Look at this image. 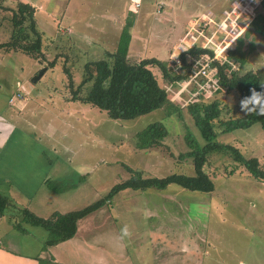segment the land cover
<instances>
[{
    "label": "rangeland",
    "instance_id": "374dc122",
    "mask_svg": "<svg viewBox=\"0 0 264 264\" xmlns=\"http://www.w3.org/2000/svg\"><path fill=\"white\" fill-rule=\"evenodd\" d=\"M21 1L35 10L43 59L0 51V112L9 107L14 112L22 107L19 117L24 130L39 148L45 149L42 154L46 160L54 163L48 178L76 185L61 194L41 187L31 199L17 189L20 187L14 181L0 184V195L15 206L2 216L0 240L5 246L27 253L28 247L20 243L26 238L10 231L8 223H12L11 217L17 216L18 209L27 208L40 218L54 212L80 210L126 181V168L140 172L143 178L194 175L191 158L179 157L189 152L184 137L189 134L199 148L204 141L184 108L178 116L164 117L161 110H154L133 120H112L88 104L68 101L63 69H68L76 86L83 65L101 58L104 51L112 52L116 44L120 25L108 24V17L118 16L124 7L134 10L127 50L130 63L146 58L174 60L192 46L209 49L213 59L222 63L226 51L233 49L235 40L242 37L251 16L242 18L243 23L239 20L238 24L248 25L235 30L218 19V24L199 22L200 18L213 17L206 12V4L211 8L228 0ZM15 3L16 0L3 2L10 8ZM159 4L163 7L157 13ZM259 4L260 0H254V14ZM1 17L2 13L0 43L9 37V27ZM249 45L253 50L242 73L264 68V38H244L242 50L247 51ZM52 61L50 67L48 63ZM42 69L44 73L32 84L31 79ZM150 71L179 107L197 100L217 99L222 104V119L242 113L237 94L220 90L213 72L204 77L194 71L188 81L166 86L156 68ZM10 98L12 105L8 104ZM153 122H160L167 131L162 147L136 150L135 134ZM213 130L217 143L236 148L244 158L257 159L264 168V134L258 124L228 133H220L216 125ZM203 171L213 185L210 193L170 185L161 191L124 190L115 194L109 203L78 222L72 244L63 245L67 251L65 259L78 264H264V182L252 178L222 152L209 154ZM26 192L25 189L23 193ZM124 226L128 235L121 238ZM25 228L43 235L36 236L38 244L33 245L34 249L42 246L45 232ZM77 246L86 253L73 256Z\"/></svg>",
    "mask_w": 264,
    "mask_h": 264
},
{
    "label": "trees",
    "instance_id": "16d2710c",
    "mask_svg": "<svg viewBox=\"0 0 264 264\" xmlns=\"http://www.w3.org/2000/svg\"><path fill=\"white\" fill-rule=\"evenodd\" d=\"M3 2L4 0H0L1 20L6 21L9 27V37L0 43V51L19 53L34 60L43 59L42 35L36 27L34 8L21 0H16L13 8L4 6ZM259 6L242 37L235 40V47L226 51V59L224 58L222 63L213 59V53L209 49L196 46L178 53L174 60L163 62L155 58H146L137 63H130L127 60V50L133 14L129 13L119 31L115 49L112 52L104 51L101 58L87 61L82 67L81 79L76 86L68 69L64 68V74L67 76L68 101L88 104L105 112L112 120H133L154 110H161L164 117L178 116L184 108L204 145L199 148L189 134L184 137L189 152L179 157L191 158L194 172L191 177L170 174L160 178H143L140 172L126 168L129 174L126 181L116 184L105 196L84 208L65 214L54 212L47 218H40L27 208L18 209L17 216L11 217L12 228L20 234L28 233L29 229L25 226L42 229L46 235L40 251L46 252L48 248L73 238L79 221L102 208L121 191L150 189L161 191L174 185L190 192L210 193L213 185L203 168L207 164L208 155L212 153H225L233 162L242 166L252 178L264 182V168L257 159L244 158L236 148L217 143L216 132L213 130L216 125L220 133H228L246 130L258 124L264 134V115L242 112L238 117L224 120L222 104L217 99L209 102L197 100L179 107L169 99L168 93L159 86L150 71V68H156L162 82L166 86H171L188 81L194 72V64L200 62L208 64L213 70V80L217 87L225 93H236L239 101L249 97L252 91H264L260 86V83H264V68L241 72L248 54L253 50L252 45H249L247 51L242 50L244 38L251 35L264 38V0H260ZM48 64L52 67L54 61ZM166 136L167 131L160 122L150 123L135 134L134 148L138 151L160 148ZM43 185L55 194L64 193L76 186L64 180L50 179L44 180ZM9 208L15 206L7 197L0 195V218ZM33 259L37 264H51L36 256Z\"/></svg>",
    "mask_w": 264,
    "mask_h": 264
},
{
    "label": "crops",
    "instance_id": "0c3cea01",
    "mask_svg": "<svg viewBox=\"0 0 264 264\" xmlns=\"http://www.w3.org/2000/svg\"><path fill=\"white\" fill-rule=\"evenodd\" d=\"M235 3L236 0H228L227 2H220V5L214 7L212 6L211 8H209L206 4V12L213 15V17L208 20L216 21L218 19V21H220ZM137 7L138 4L135 3L134 9ZM162 7L163 4H159L157 6V10L159 11L156 10V12L159 13ZM133 11V9L124 7L123 10L119 12L118 16L112 15V17H108L109 19L107 22L113 27L119 24L120 31L125 18L129 13L133 14ZM206 19L207 18H200L199 22H207ZM115 46L116 44L111 51L115 49ZM12 100L13 99L10 98L8 100V104L12 105ZM21 109L22 107L15 109L13 112L12 108L9 107L0 112V184L14 181L13 184L20 187V189H17L26 198L32 199L41 187H45L43 182L44 180L49 179L48 176L54 167V163L46 160L42 154L45 149L41 146L39 148L34 139H32L31 134L28 135L26 130H24V127L21 124L22 118L19 117ZM34 152H38L36 153V155L38 154L37 158L34 157ZM25 189L27 192L24 194L23 192ZM1 220L2 217L0 218V222ZM8 223H10V231H15L11 226V222L9 221ZM5 229L8 230V227H5ZM15 232L20 234L17 231ZM36 232L37 231L29 229L28 233L21 234L26 238V240L24 239L20 241V243L23 247H28L29 252L27 253L16 251L14 249L15 247L12 245L5 246L0 240V264H37V262L33 259L35 256L43 261H49L51 264H78L76 262L70 263L64 257L67 255V251L66 249L63 250V245L72 244V238L58 244L57 246L48 248L46 252H41V246H37L35 249L33 246L34 242L37 243L35 241L36 236L43 237L41 233L37 235ZM0 237L3 239L1 231ZM77 249L78 250L76 251H72L73 256L78 257L79 253H86L85 249L83 250L79 246H77ZM185 264L191 263L185 262Z\"/></svg>",
    "mask_w": 264,
    "mask_h": 264
},
{
    "label": "built area",
    "instance_id": "2783aa9c",
    "mask_svg": "<svg viewBox=\"0 0 264 264\" xmlns=\"http://www.w3.org/2000/svg\"><path fill=\"white\" fill-rule=\"evenodd\" d=\"M253 2L254 0H236V3L232 5L230 10L221 20L224 21L225 23L228 22L231 27H234L235 30L236 29L239 30L240 28L243 29L248 24H238V21L242 20L241 23L245 22V20H243L242 18H245L247 16H251V19L253 18L254 16V8L252 7ZM203 24L207 25V24H218V23L217 21L207 20V22H203ZM193 69L197 74L202 75L204 77H207L206 74L213 72V70L209 67L208 64H204L200 62L195 63Z\"/></svg>",
    "mask_w": 264,
    "mask_h": 264
},
{
    "label": "clouds",
    "instance_id": "9594fccd",
    "mask_svg": "<svg viewBox=\"0 0 264 264\" xmlns=\"http://www.w3.org/2000/svg\"><path fill=\"white\" fill-rule=\"evenodd\" d=\"M261 88H264V83H260ZM240 110L245 114L256 112L257 115H264V91H252L251 95L240 101ZM121 238L128 235L127 226L120 230Z\"/></svg>",
    "mask_w": 264,
    "mask_h": 264
},
{
    "label": "water",
    "instance_id": "95a60500",
    "mask_svg": "<svg viewBox=\"0 0 264 264\" xmlns=\"http://www.w3.org/2000/svg\"><path fill=\"white\" fill-rule=\"evenodd\" d=\"M45 69H42L39 73H37L32 79H31V83L35 84L38 79L41 77V75L44 73Z\"/></svg>",
    "mask_w": 264,
    "mask_h": 264
}]
</instances>
